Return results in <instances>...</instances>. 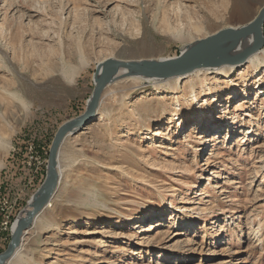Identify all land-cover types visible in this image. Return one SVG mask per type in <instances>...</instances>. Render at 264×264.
<instances>
[{"label":"rangeland","instance_id":"1","mask_svg":"<svg viewBox=\"0 0 264 264\" xmlns=\"http://www.w3.org/2000/svg\"><path fill=\"white\" fill-rule=\"evenodd\" d=\"M234 3L0 0V190L17 198L13 205L0 195V253L45 179L57 128L85 110L97 65L109 58H174L184 45L251 20L264 0H245L243 15ZM181 27L185 40L176 35ZM259 57L258 71L248 61L234 65L227 80L208 77L207 88L218 92L198 101L214 109L213 122L222 117L206 127L221 144L208 146L212 138L206 139L199 154L193 147L200 121L188 124L196 118L180 106L205 109L192 106L185 77H174L184 80L173 91L163 86L174 78L158 80L159 89L139 87L142 80L130 76L110 83L96 120L62 142L57 190L23 236V259L15 264H264V125L252 127L249 117L264 123V54ZM228 80L243 92L236 104L228 100ZM236 107L243 110L225 141L232 121L222 113ZM175 110L179 122L171 120ZM103 120L111 124L102 126ZM169 128L168 140L158 138ZM33 157L45 160L38 176ZM78 197L88 199L79 205ZM167 224L179 225L175 235Z\"/></svg>","mask_w":264,"mask_h":264},{"label":"water","instance_id":"2","mask_svg":"<svg viewBox=\"0 0 264 264\" xmlns=\"http://www.w3.org/2000/svg\"><path fill=\"white\" fill-rule=\"evenodd\" d=\"M263 25L264 4L251 20L238 26L226 27L206 38L184 45L174 58L160 60L109 58L100 62L93 75L94 88L85 110L62 123L54 134L48 152L45 179L28 202L30 210L25 211L24 216L22 212L14 221L7 247L0 253V264H6L13 259L23 236L53 198L59 184L58 154L62 142L67 136L84 131L85 127L96 120L102 92L115 77L121 79L137 75L165 80L187 76L205 65L210 67L231 63L245 65L253 55L264 49ZM212 59L217 61L211 62Z\"/></svg>","mask_w":264,"mask_h":264},{"label":"bare ground","instance_id":"3","mask_svg":"<svg viewBox=\"0 0 264 264\" xmlns=\"http://www.w3.org/2000/svg\"><path fill=\"white\" fill-rule=\"evenodd\" d=\"M244 2H245V0H235V3H234V5H233V7H234V11L237 13V14H239V15H243V13L246 11V7L247 6H245L244 5ZM243 18V17H242ZM161 25H162V27L163 28H166L167 30H170V28L168 27V25L164 22V21H162V23H161ZM184 28L183 27H181L179 30H177L176 31V35H177V37L179 38V39H181V40H185V39H187V37H188V34L187 35H185L184 34V30H183ZM195 31L196 32H200V29L199 28H195ZM259 54H264V51L262 50V51H259ZM259 54L258 55H254L251 59H249L248 61H249V63L252 65V66H255V70L256 71H258V69H256V68H258L261 64H262V61H263V59L262 58H260L259 57ZM217 61V59H212V61L211 62H216ZM215 68H217V67H210L209 65H205V66H203L202 68H199V69H196L195 71H193L191 74H189V75H187V76H183V77H185L184 79L186 80V82H188L189 83V87L191 88V90H190V92H191V94H192V96H191V104H192V106H193V104H196V106L197 107H201V108H199V109H203L202 108V106H204V109L205 110H203V112L202 113H199L198 112V109H194V110H192L190 107H184V108H181V106H180V110L181 111H186L188 114H189V117H190V115H192L193 116V118H196L195 120H189L188 121V124H191L192 122H198V121H200L199 123H198V125L196 126V128H194V129H198V132H197V135H195V137L194 138H196V140H197V145L196 146H194L193 147V149H194V151L196 152V153H202L204 150H205V148H204V146H203V142L204 141H206V139H210V138H212V139H210L209 140V142H208V146H209V144L211 143V145L213 146V147H215L216 145H218V144H221V141H219V137L217 138V133H214V134H212V135H208V134H211V132H212V130L211 129H206V127L207 126H211V125H213V124H218V123H220V122H222V117L221 118H217L214 122L212 121V118L213 117H211V112L212 111H210L212 108H210V106H209V104H208V102L206 101V104H203V105H201L200 103H199V101L198 100H201V97L202 98H204V97H209V96H211V97H214L215 96V94L218 92V91H215V92H213V90L211 89V87H209V88H207V85H208V83H207V79H208V77H214V78H217V77H226V80H227V77L229 76V75H231V74H235V72H236V69H235V67H234V65L231 63V64H224V65H221V66H219V68H217V69H215ZM207 69H215V70H212V71H209V70H207ZM240 73H242V72H239L238 74L240 75ZM121 74V72H119L118 73V75H120ZM67 77V76H66ZM130 77H138L137 75H132V76H130ZM69 78H70V76H69ZM138 78H140L142 81H141V83H140V86L139 87H144V86H148V85H153L156 89H159L160 88V85H159V81L158 80H160V79H150V78H145V77H138ZM116 79H118L117 77H115L112 81H111V83L114 81V80H116ZM171 79V78H170ZM184 79H179V78H174L173 80H170V81H167V85L166 84H164V88H168V89H171L172 91L176 88H178L179 87V85H180V81L181 80H184ZM70 80V79H69ZM166 80V79H165ZM72 81V80H71ZM70 81V82H71ZM194 81H197V84H198V86L200 87V89H201V93H203V94H198L197 92H196V90H195V88H194ZM68 83V82H67ZM227 84V88H228V94H229V98H228V100L230 99V101H232V102H239L240 101V99L242 98L241 96H242V93H241V90H240V87H239V85L236 83V82H233L232 80H228L227 82H226ZM196 84V85H197ZM221 85L219 84V87H220ZM206 89H205V88ZM221 88V87H220ZM260 87H258V89H259ZM133 89H138V86H136V87H134ZM222 89V88H221ZM235 97H236V99H235ZM163 99V98H162ZM244 99V98H243ZM164 100V99H163ZM215 101H216V98H215ZM235 103V104H236ZM243 107H240V108H234L233 109V112L232 113H230V109L229 108H226V109H224L223 111H225V110H228L229 112L226 114V112H223L222 114L224 115V119L226 120V122H229V121H232V124L231 125H228V126H225L228 130L226 131V134H225V137L226 138H224V140L226 141L227 139H228V136H229V130H230V128H232L233 126H234V122H235V120L237 119V115H238V113H239V111L240 110H243L242 109ZM212 110H214V109H212ZM178 112L179 111H177V110H175V112L173 113V115H172V121H177V122H179L180 121V119H181V117L179 116V114H178ZM180 115H182V114H180ZM210 115V116H209ZM249 117H251V123L253 124L252 125V127H257V126H259V125H264V123L263 122H261L260 121V117H253L252 115H250ZM191 118V117H190ZM106 121V122H105ZM152 121H154V120H152ZM212 121V122H211ZM262 123V124H261ZM111 124V122H109V121H107V120H103V122H101V125L102 126H105V125H107V126H109ZM183 127H184V125L182 124V125H179L178 126V128H180L181 130L183 129ZM221 128H223V127H220L219 126V128H217L216 130H219V131H221L222 129ZM234 128V127H233ZM241 128V127H240ZM250 131V130H249ZM170 134H171V130H170V128L169 129H165V130H160V132L158 133V138H161V137H165V139L166 140H168L169 139V136H170ZM203 134H205V135H203ZM250 134H252V132H249L248 133V135H250ZM163 135V136H162ZM190 137H192V136H190ZM209 137V138H208ZM114 138V136L112 135V134H110L109 135V137H108V140H112ZM185 139H189V135H185V137H184ZM218 141V142H217ZM224 142V141H223ZM203 143V144H202ZM205 143H207V142H205ZM213 143V144H212ZM202 144V145H201ZM128 146H130V145H128ZM161 148H163V146L161 147ZM143 155V154H142ZM210 155L212 156V153H210ZM143 157V156H142ZM208 161V160H207ZM205 166H209L210 165V163L209 162H206L205 164H204ZM83 192L81 191V194H82ZM85 193H87V191L85 192ZM91 194V193H90ZM89 194V192H88V195H90ZM88 199V197L86 198H82V197H78V204L79 205H83L84 203H85V201ZM50 204H48L47 206H49ZM27 210H30V208L28 207V209H26V211ZM156 214H158L157 212H155ZM24 214H25V211L23 212V216H24ZM161 214V213H160ZM184 215V214H183ZM67 216H68V219L69 220H74V221H77V217H76V215H73V213H71V212H69L68 214H67ZM171 216H173V218H177V216L176 215H173V214H171ZM171 216H170V218H171ZM37 220V219H36ZM142 220V219H141ZM141 220H138V221H136V222H142ZM168 226L166 227V228H171V232H169V234L170 235H175L177 232L176 231H178V229H179V225H178V228H176V229H173L172 230V227H170L169 226V224H167ZM41 229H42V227H40ZM146 228H149V225H148V227H146ZM163 232H166V231H163ZM116 234H118V233H115V235ZM23 240V239H22ZM22 246H23V243H22V241H21V245H20V247L17 249V251H16V254H15V256L13 257V259H11L8 263H6V264H15V263H19V262H22V255H21V250H22ZM19 252V253H18ZM24 261V260H23Z\"/></svg>","mask_w":264,"mask_h":264},{"label":"crops","instance_id":"4","mask_svg":"<svg viewBox=\"0 0 264 264\" xmlns=\"http://www.w3.org/2000/svg\"><path fill=\"white\" fill-rule=\"evenodd\" d=\"M4 173H5V172H4ZM4 173H3V174H4ZM4 177H5V176H4ZM2 179H3V178L0 177V183L3 182ZM20 180H21V177H20V179H18L17 181L20 182ZM19 185H20V183H19ZM6 186H7V184H6ZM17 186H18V185H17ZM17 191H18V190H17ZM2 194L7 195L10 199L13 197V196H11V195L9 194V190H7V188H5V186H2V189L0 190V195H2ZM17 197H22L21 200L18 201V204H20V203L22 202V200L24 199L25 196H24V195L22 194V192H21L20 194L17 195ZM15 201H17V198L14 199V200L11 199V202H12L13 205H14Z\"/></svg>","mask_w":264,"mask_h":264},{"label":"built area","instance_id":"5","mask_svg":"<svg viewBox=\"0 0 264 264\" xmlns=\"http://www.w3.org/2000/svg\"><path fill=\"white\" fill-rule=\"evenodd\" d=\"M263 32H264V25H263ZM31 159H32V156L29 155V157H28L29 165H31ZM33 160H35V162H37V166L35 167L34 175L38 176L39 172L42 170L41 168L43 167V162L45 160H42L41 157L38 158V160H36L35 157H33Z\"/></svg>","mask_w":264,"mask_h":264}]
</instances>
